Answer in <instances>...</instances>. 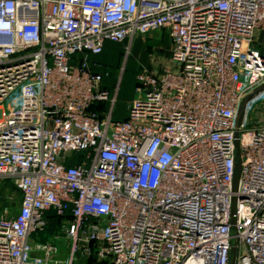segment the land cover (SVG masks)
Listing matches in <instances>:
<instances>
[{"label": "built area", "instance_id": "2783aa9c", "mask_svg": "<svg viewBox=\"0 0 264 264\" xmlns=\"http://www.w3.org/2000/svg\"><path fill=\"white\" fill-rule=\"evenodd\" d=\"M156 31L171 63L139 74L115 120L92 56ZM257 102L264 0H0V184L21 194L0 264H231L234 245L236 264H264Z\"/></svg>", "mask_w": 264, "mask_h": 264}, {"label": "rangeland", "instance_id": "374dc122", "mask_svg": "<svg viewBox=\"0 0 264 264\" xmlns=\"http://www.w3.org/2000/svg\"><path fill=\"white\" fill-rule=\"evenodd\" d=\"M128 46L127 42H107L106 49L102 54L92 56V59L103 62L108 70L109 76L106 79V84L110 88L116 86L118 88L114 109L115 120L124 119L128 114L130 104L137 96L136 87L139 74L146 68L171 63V42L169 35L163 31L138 37L127 57ZM114 91L115 88H111V93ZM262 117H264V104L257 102L248 112V120L253 122ZM20 201L21 194L15 186L4 182L0 184V214L6 204L11 205L13 211L18 210ZM47 237V234H43L39 239H47ZM66 252H63L59 257H66L68 254Z\"/></svg>", "mask_w": 264, "mask_h": 264}, {"label": "water", "instance_id": "95a60500", "mask_svg": "<svg viewBox=\"0 0 264 264\" xmlns=\"http://www.w3.org/2000/svg\"><path fill=\"white\" fill-rule=\"evenodd\" d=\"M248 99V98H247ZM247 99L244 101V103L241 106V109L239 111L238 114V126L240 125L242 118H243V114H244V108H245V103L247 101ZM235 143H236V147H237V163H236V168H235V174H234V181H233V189L234 191H237L239 188V181H240V174H241V169H242V162H241V151H240V138L237 135L236 139H235ZM237 201V197L234 196L233 197V213H232V223L234 224L236 222V213H235V203ZM236 256H237V247L236 245L233 246L232 248V261L231 264H236Z\"/></svg>", "mask_w": 264, "mask_h": 264}, {"label": "crops", "instance_id": "0c3cea01", "mask_svg": "<svg viewBox=\"0 0 264 264\" xmlns=\"http://www.w3.org/2000/svg\"><path fill=\"white\" fill-rule=\"evenodd\" d=\"M105 84H106V81H105ZM107 85V84H106ZM108 86V85H107ZM109 88H110V86H108ZM117 87V86H116ZM116 87H111V88H115L116 89ZM111 88H110V90H111ZM128 112H129V109H128ZM128 116V114H126V116L124 117V118H126Z\"/></svg>", "mask_w": 264, "mask_h": 264}, {"label": "trees", "instance_id": "16d2710c", "mask_svg": "<svg viewBox=\"0 0 264 264\" xmlns=\"http://www.w3.org/2000/svg\"><path fill=\"white\" fill-rule=\"evenodd\" d=\"M106 49V48H105ZM105 51V50H104ZM95 60H97V61H99V62H101L100 60H98V59H95ZM103 63V62H102Z\"/></svg>", "mask_w": 264, "mask_h": 264}]
</instances>
